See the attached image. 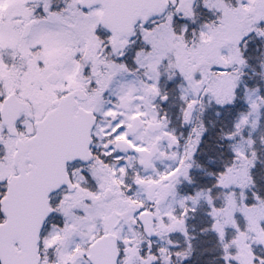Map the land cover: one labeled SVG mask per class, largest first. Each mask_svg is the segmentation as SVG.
I'll use <instances>...</instances> for the list:
<instances>
[{"label":"snow or ice","instance_id":"6c2138e0","mask_svg":"<svg viewBox=\"0 0 264 264\" xmlns=\"http://www.w3.org/2000/svg\"><path fill=\"white\" fill-rule=\"evenodd\" d=\"M0 264H264V0H0Z\"/></svg>","mask_w":264,"mask_h":264}]
</instances>
